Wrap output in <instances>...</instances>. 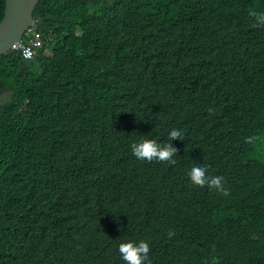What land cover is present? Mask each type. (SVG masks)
<instances>
[{
    "label": "trees",
    "instance_id": "trees-1",
    "mask_svg": "<svg viewBox=\"0 0 264 264\" xmlns=\"http://www.w3.org/2000/svg\"><path fill=\"white\" fill-rule=\"evenodd\" d=\"M253 13L264 0H41L33 58L0 57V264H120L122 243L149 264H264ZM173 129L174 163L133 156Z\"/></svg>",
    "mask_w": 264,
    "mask_h": 264
},
{
    "label": "clouds",
    "instance_id": "clouds-1",
    "mask_svg": "<svg viewBox=\"0 0 264 264\" xmlns=\"http://www.w3.org/2000/svg\"><path fill=\"white\" fill-rule=\"evenodd\" d=\"M253 15L258 24H264V15L256 13H253ZM34 25L32 27H34ZM180 136L181 132L178 129H173L167 133L168 143L157 146V144L151 140L140 139L131 143L130 150L133 156L141 162L174 163L176 150L169 145L172 140L179 139ZM187 176L190 182L195 186H207L210 190L215 189L217 191L225 190L223 186V177L218 175L209 176L206 174L205 167L199 164L191 166L187 171ZM118 256L120 264H149L148 246L145 243H122L118 246Z\"/></svg>",
    "mask_w": 264,
    "mask_h": 264
},
{
    "label": "water",
    "instance_id": "water-1",
    "mask_svg": "<svg viewBox=\"0 0 264 264\" xmlns=\"http://www.w3.org/2000/svg\"><path fill=\"white\" fill-rule=\"evenodd\" d=\"M41 0H7L0 24V57L11 53L34 25V11Z\"/></svg>",
    "mask_w": 264,
    "mask_h": 264
},
{
    "label": "built area",
    "instance_id": "built-area-1",
    "mask_svg": "<svg viewBox=\"0 0 264 264\" xmlns=\"http://www.w3.org/2000/svg\"><path fill=\"white\" fill-rule=\"evenodd\" d=\"M31 32H32L31 30H29V32H28V35H29L28 45L30 47H34L35 45L38 44L36 41V40H38V36H36V40H35V38L32 39ZM13 51L21 52L22 57L26 60L33 58V50L31 48L27 47L26 45H23L22 42L19 45H17Z\"/></svg>",
    "mask_w": 264,
    "mask_h": 264
}]
</instances>
